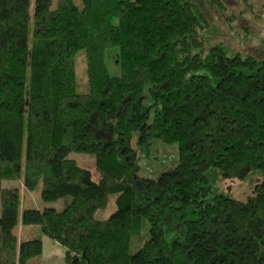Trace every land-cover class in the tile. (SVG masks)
I'll return each instance as SVG.
<instances>
[{"label":"trees","instance_id":"trees-1","mask_svg":"<svg viewBox=\"0 0 264 264\" xmlns=\"http://www.w3.org/2000/svg\"><path fill=\"white\" fill-rule=\"evenodd\" d=\"M221 2L0 0V264L43 254L20 224L61 245L66 264H264V58L206 47L205 6ZM155 138L178 143L179 163L141 178ZM72 153L94 156L98 183ZM217 170L263 182L236 200L213 191ZM23 173L63 209L20 215V190L2 182ZM111 195L117 210L96 219Z\"/></svg>","mask_w":264,"mask_h":264},{"label":"rangeland","instance_id":"rangeland-1","mask_svg":"<svg viewBox=\"0 0 264 264\" xmlns=\"http://www.w3.org/2000/svg\"><path fill=\"white\" fill-rule=\"evenodd\" d=\"M79 1V0H78ZM220 6L206 5L205 10L213 17L214 28L210 30L208 40L205 41L206 47L223 45L230 54L241 53L242 55H260L264 58V0H223ZM204 35V34H203ZM108 51V64L113 75L119 74L116 66L118 55L116 52ZM111 56V58H110ZM77 78L79 83V92H86L87 73L86 62L83 55L77 57ZM138 132H135L136 139ZM69 158L75 160L79 166L84 167L90 173L94 183L100 181V174L95 168V158L86 154L69 155ZM179 163V145L178 143L169 144L161 139H154L152 156L145 158L139 154L137 174L141 178L157 179L162 174L172 170ZM211 186L215 193L232 197L236 200L246 201L255 188L263 182V176L260 171H253L242 177H230L224 175L221 171H215L211 178ZM24 173L20 180L4 181L3 188H16L21 192L22 207L44 210L48 207L56 208L61 211L64 202L47 203L41 198L42 186L35 191H29L24 187ZM116 195H111L107 205L95 213L98 220L108 219L116 210ZM1 217V203H0ZM19 240H31L44 238L39 226L19 225L16 230ZM51 244H46L41 256L32 259L28 264H66L65 250L58 243L45 238ZM41 240V239H40ZM55 243V244H54ZM51 245V246H50ZM54 245V246H52ZM58 247L61 253H58ZM133 251H136L134 244Z\"/></svg>","mask_w":264,"mask_h":264},{"label":"crops","instance_id":"crops-1","mask_svg":"<svg viewBox=\"0 0 264 264\" xmlns=\"http://www.w3.org/2000/svg\"><path fill=\"white\" fill-rule=\"evenodd\" d=\"M45 238H47V237H44V238H39V239H41L42 241H43V246L45 247V245L46 244H51L50 243V241H48L47 239H45ZM55 244V243H54ZM51 246V245H50ZM52 246H54V245H52ZM55 247V246H54ZM57 249H58V253H61V250L58 248V247H56ZM43 252H44V250H43Z\"/></svg>","mask_w":264,"mask_h":264}]
</instances>
